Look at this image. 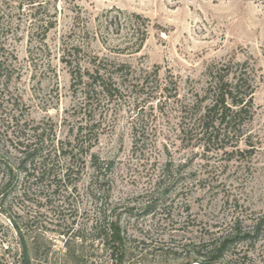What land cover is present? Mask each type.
<instances>
[{
  "label": "rangeland",
  "instance_id": "obj_1",
  "mask_svg": "<svg viewBox=\"0 0 264 264\" xmlns=\"http://www.w3.org/2000/svg\"><path fill=\"white\" fill-rule=\"evenodd\" d=\"M117 10L145 20L138 51H119L125 27L108 23ZM73 44L81 61L128 65L111 68L118 97H98L86 114L101 123L93 152L112 168L97 174L87 163L63 180L59 162L55 180L41 181L17 171L0 199V264H22L19 238L28 264H110L111 215L125 264H196L235 230L219 261L264 264V0H0V187L4 161L18 158L14 123L65 139L82 117L62 61ZM236 63L254 87L241 136L225 148L189 142L184 105L202 94L209 67Z\"/></svg>",
  "mask_w": 264,
  "mask_h": 264
},
{
  "label": "trees",
  "instance_id": "obj_2",
  "mask_svg": "<svg viewBox=\"0 0 264 264\" xmlns=\"http://www.w3.org/2000/svg\"><path fill=\"white\" fill-rule=\"evenodd\" d=\"M120 15L123 17L120 18ZM110 25L120 30V25L125 27L124 35L127 37L124 46L119 49L138 51L146 38L145 20L139 15H126L117 10V14L108 19ZM130 30V31H128ZM80 48L73 44L69 49H63L62 61L68 66L73 86L80 88L83 101L78 107L82 117L75 126L68 129L69 135L65 139H57L46 127L14 123L12 138L8 136L9 145L17 153L15 163L4 161L3 169L6 171V182L0 187V199L4 200L10 193V185L17 176V171H23L24 176L34 177L36 180H55L52 173L54 165L61 162V179L71 176L73 170L87 163L98 174L108 173L112 168L111 161L99 158L93 148L98 143L99 133L96 131L100 122L95 118H86L87 111L92 107L93 101L98 97L107 101L118 97L120 83L113 75V69L121 74L128 65L115 63L97 55L81 61L78 57ZM2 55V54H1ZM87 65H83V63ZM4 61H0V71ZM235 67L229 64H215L208 68V82L202 94L195 93L187 104L184 105V117L181 132L188 138L201 142L205 147L215 145L218 148L227 146L226 140L231 136H241V126L250 119L252 109L253 83L244 64L236 63ZM90 116V115H89ZM51 130V129H50ZM9 207L3 212L9 215ZM12 226L19 230L13 221ZM20 233V232H19ZM105 238L110 264H125V237L117 219L111 215L105 229ZM247 232H243L246 234ZM241 234L240 230L220 238L215 253L203 259L202 262H214L222 259L226 245Z\"/></svg>",
  "mask_w": 264,
  "mask_h": 264
},
{
  "label": "water",
  "instance_id": "obj_3",
  "mask_svg": "<svg viewBox=\"0 0 264 264\" xmlns=\"http://www.w3.org/2000/svg\"><path fill=\"white\" fill-rule=\"evenodd\" d=\"M20 239V245L22 250V264H28V258H27V249L24 241ZM196 264H224L221 261H214V262H197Z\"/></svg>",
  "mask_w": 264,
  "mask_h": 264
}]
</instances>
